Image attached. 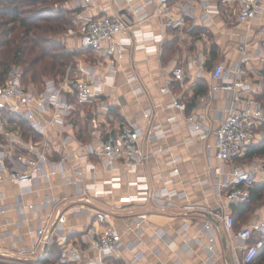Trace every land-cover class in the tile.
I'll return each mask as SVG.
<instances>
[{
  "label": "crops",
  "instance_id": "obj_1",
  "mask_svg": "<svg viewBox=\"0 0 264 264\" xmlns=\"http://www.w3.org/2000/svg\"><path fill=\"white\" fill-rule=\"evenodd\" d=\"M160 1L146 4V0H138V6L148 13L142 20L127 12L126 0H93L88 9L82 8V0H67L62 4L66 10H77L80 19L87 15L124 14L134 24L121 36L131 42L116 62L114 71H110L109 60L92 50L98 57L96 61L86 62L75 57L77 67L72 68L73 75L85 78L88 74L81 68L91 69L96 80L104 83L103 92L89 103L78 104L65 122L48 126L46 137L55 149L52 159L79 150L82 143L98 146L102 139L128 120L137 121L144 130L153 126L164 129V136L157 141L151 143L144 136L140 144L146 151L159 146L168 150L155 153L145 166L136 169L122 161L114 170H107L99 163L92 172L88 166L91 159L96 161L94 157L90 160L70 157L68 167L80 165L84 171L79 184L73 182L79 177L69 169L32 184L24 193L16 182H1L0 208L8 210L0 213V255L9 261L32 257L42 264L59 262V241L48 245L44 251L39 248L35 255L31 253L36 244L35 229L52 220L58 209L66 210V233L75 240H81L91 227L102 228L90 211L72 210V205L114 208L117 213L111 222L122 233L125 244H136L132 249L124 247L121 250L122 259L130 260L137 252L142 255L133 264H233V245L215 213L232 214L237 229L264 220V206L254 210L251 206L237 205L221 208L222 201L215 194L217 185L230 180L236 166L249 168L252 163L264 162V158L257 157L243 165L235 161L221 162L215 156L217 139L214 131L224 118L232 95L224 90L210 94L213 67L217 63L234 65L240 59L237 45L242 39L250 41L249 49L254 54L245 66L247 87L258 91V96L262 94L264 60L257 49L264 40L261 34L264 14L247 28L232 20L231 11L222 7L212 12L208 24L200 21L194 24V16L190 13L177 19L179 7L185 0H167V6ZM192 2L196 6L195 14L202 13L198 1ZM165 7L169 8L163 12ZM172 19L173 24L168 25ZM73 32L71 29L63 37L66 46L72 51L74 46L84 48ZM168 78L172 80L171 92L162 93L161 87ZM174 99L180 105H172ZM102 103L108 108L104 109ZM149 110L152 115L147 118L145 112ZM192 114L198 115L196 124L206 132V137L192 129L188 121ZM66 136L70 138L64 145ZM25 137L30 139L28 132ZM262 139L264 125L256 131V142ZM173 170L178 172L172 175ZM143 175L149 178L150 190L168 185L172 195L165 197L164 204H167L164 207L153 198L143 196V189L135 183ZM94 184L106 193L96 196L93 191H88V197L92 199L89 203L80 193L85 186ZM129 196L134 197L132 201L128 200ZM48 197H68V202L45 208L42 204ZM19 203L37 206L23 212L16 208ZM140 214H146L147 218L138 228L135 219ZM208 219L217 230L213 241L204 226ZM211 243L212 250L209 248Z\"/></svg>",
  "mask_w": 264,
  "mask_h": 264
},
{
  "label": "built area",
  "instance_id": "obj_2",
  "mask_svg": "<svg viewBox=\"0 0 264 264\" xmlns=\"http://www.w3.org/2000/svg\"><path fill=\"white\" fill-rule=\"evenodd\" d=\"M92 1L82 0V8L88 9ZM192 1L185 0L180 5L178 20L183 19L186 13H190L194 16V24L200 21L206 25L212 20V12L224 7L231 11L232 20L250 28L253 21L260 19L264 14V0H197L202 10L199 15L195 14L196 6ZM126 2L127 12L134 14L139 20L148 15L138 6V0H126ZM151 2L153 0H146V4ZM160 2L167 6V0ZM168 8L165 7L163 12ZM84 19L85 25L80 36L82 47L109 60L110 71H114L116 62L131 42L121 36L131 29L134 22L132 23L124 14L87 15ZM172 21L173 19L168 22V25H172ZM261 34L264 37V29L261 30ZM249 45V40L242 39L237 45L240 59L230 67L217 63L211 71L210 94L224 90L232 95L231 104L220 125L214 131L217 139L215 156L221 162L234 161L235 158L244 156L248 148L256 142L257 128L264 125V101L258 97V91L248 89V83L245 81L247 75L245 66L254 57ZM257 53H260L264 60V40L258 47ZM81 69L88 74L87 77L73 75L71 64L62 77H44L38 89L35 85H27L23 82L20 66L12 67L7 82L0 86V183L5 180L16 182L22 187V193H24L32 184L43 179H50L53 175L69 169L79 177L73 181L79 184L84 171L80 165L68 167L67 161L70 157L82 159L94 157L96 161L89 159L88 166V170L94 172L99 163L107 170H114L115 165L122 161L136 169L139 166H145L155 153L168 150L159 146L146 151L140 144V139L144 136L151 143L157 141L164 136V129L153 126L144 130L137 121L128 120L122 123L117 131L109 133L102 139L98 146L82 143L79 150L69 152L60 159H52L51 155L55 149L46 137L48 126L65 122L74 113L78 104L89 103L103 92L104 83L96 80L95 72L85 67ZM171 83L172 80L168 78L166 84L161 87V92H171ZM102 104L104 109L108 108L106 103ZM171 104L180 105L177 99H174ZM151 115L150 110L145 112L147 118ZM197 118V114H192L188 116V121L195 132H201V137H206V132L196 124ZM23 121L30 129L29 140L25 137L28 130L23 127ZM69 138L70 136L63 138L64 145L68 143ZM173 161H176V158ZM177 172L178 170H173L171 174ZM258 177L260 182L264 183V162L252 163L249 168L236 166L230 180L221 182L215 189L216 196L222 201L221 208L247 203L252 197L253 188L258 183ZM68 179L72 181L70 177ZM170 181L171 179L166 183ZM135 183L143 189L145 199L151 197L163 207L167 204L166 202L164 204L165 197L172 195L167 188L168 185L158 190H150L147 175L141 176ZM88 191H93L96 196L106 193L98 184L85 186L80 195H83L82 197L89 203H92V199L88 197ZM133 198L129 196L128 200L132 201ZM66 202L68 197H48L42 206L54 207ZM36 206L37 204L19 203L16 208L25 212ZM77 208L90 211L102 228L97 230L91 227L83 234L81 240H75L66 233L68 220L66 210L58 209L52 220L40 224L35 229L36 244L31 252L32 255H35L39 248L44 251L48 245L59 241L61 248L57 264H133L140 259L142 256L140 252H137L138 254L136 253L130 260L122 259L121 250L124 247L132 249L136 244H125L122 233L111 222L117 213L114 208L100 205L70 207L72 210ZM7 210L6 207H2L0 213ZM215 217L223 223V228L233 245V264H251L264 246V220L237 229L232 214L217 211ZM146 218V214H140L135 219V225L140 228ZM204 226L213 241L217 230L211 219H208ZM209 248L213 249L212 243ZM4 259L5 263L0 262V264H42L32 257L12 261Z\"/></svg>",
  "mask_w": 264,
  "mask_h": 264
},
{
  "label": "trees",
  "instance_id": "obj_3",
  "mask_svg": "<svg viewBox=\"0 0 264 264\" xmlns=\"http://www.w3.org/2000/svg\"><path fill=\"white\" fill-rule=\"evenodd\" d=\"M65 1L0 0V86L7 82L13 66L21 67L24 83L30 79L40 86L44 77L65 75L77 54L60 36L71 29L77 19V10L63 8ZM258 97L264 101V88ZM22 125L30 133L24 121ZM257 157L264 158V139L253 143L244 156L234 161L251 162ZM263 192L264 183L258 182L251 199L237 206H251L252 200L263 197ZM251 264H264V246Z\"/></svg>",
  "mask_w": 264,
  "mask_h": 264
},
{
  "label": "rangeland",
  "instance_id": "obj_4",
  "mask_svg": "<svg viewBox=\"0 0 264 264\" xmlns=\"http://www.w3.org/2000/svg\"><path fill=\"white\" fill-rule=\"evenodd\" d=\"M70 16L74 17V15L70 14ZM77 16V15H76ZM84 25H85V19H80L78 16H77V19L76 21L74 22L73 26H72V30L74 31L73 33V36L76 38V41L80 40V36L82 34V31H83V28H84ZM71 29H69L68 31H70ZM65 32V33H62L60 34L61 36V39L62 41L65 43V39L63 40V37H65V34L68 33ZM72 49H75L74 51H76V56H79L81 57V61H96L98 57H96V55L90 50V49H86V48H78V46H74ZM73 58V65H72V68H76L77 67V62L75 60V57ZM27 85H35L38 89L41 87L40 85H37L35 84L33 81H31L30 79H27L26 80V83ZM263 100H264V97H262ZM264 161V160H263ZM247 163H250V162H241L240 164H247ZM251 208L252 210H254L255 208H257L258 206L262 207L264 206V192H263V197L261 199H254L252 200L251 202ZM5 257L0 255V262H4L5 263Z\"/></svg>",
  "mask_w": 264,
  "mask_h": 264
}]
</instances>
